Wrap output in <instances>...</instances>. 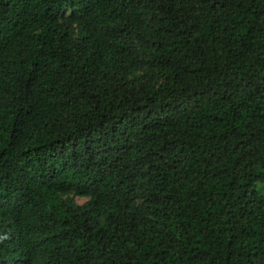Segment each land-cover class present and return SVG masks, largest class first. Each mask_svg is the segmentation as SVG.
Masks as SVG:
<instances>
[{"label":"trees","instance_id":"1","mask_svg":"<svg viewBox=\"0 0 264 264\" xmlns=\"http://www.w3.org/2000/svg\"><path fill=\"white\" fill-rule=\"evenodd\" d=\"M0 264H264V0H0Z\"/></svg>","mask_w":264,"mask_h":264},{"label":"rangeland","instance_id":"2","mask_svg":"<svg viewBox=\"0 0 264 264\" xmlns=\"http://www.w3.org/2000/svg\"><path fill=\"white\" fill-rule=\"evenodd\" d=\"M78 201H79V202H84L85 199H84V198H81V197H78Z\"/></svg>","mask_w":264,"mask_h":264}]
</instances>
